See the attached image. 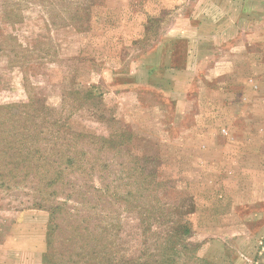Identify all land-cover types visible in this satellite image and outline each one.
<instances>
[{
  "label": "rangeland",
  "instance_id": "1",
  "mask_svg": "<svg viewBox=\"0 0 264 264\" xmlns=\"http://www.w3.org/2000/svg\"><path fill=\"white\" fill-rule=\"evenodd\" d=\"M0 264H264V0H0Z\"/></svg>",
  "mask_w": 264,
  "mask_h": 264
},
{
  "label": "trees",
  "instance_id": "2",
  "mask_svg": "<svg viewBox=\"0 0 264 264\" xmlns=\"http://www.w3.org/2000/svg\"><path fill=\"white\" fill-rule=\"evenodd\" d=\"M32 128H34V127H32ZM36 130H37V128H36ZM27 137H29L30 139H33V136H32V135H28ZM21 138H22V137H21ZM21 138H20V142H21ZM53 138H54V137H53ZM27 142L29 143V139H27ZM30 144H31V143H30ZM20 150H21V154L24 156V158H25V157H28L27 160L29 161V157L31 156L29 150H24V149H22V148H20ZM45 171H47V170H45ZM28 172H29V171H28Z\"/></svg>",
  "mask_w": 264,
  "mask_h": 264
}]
</instances>
